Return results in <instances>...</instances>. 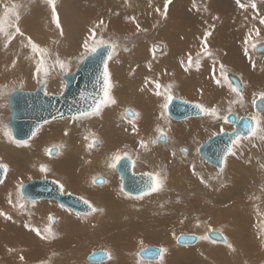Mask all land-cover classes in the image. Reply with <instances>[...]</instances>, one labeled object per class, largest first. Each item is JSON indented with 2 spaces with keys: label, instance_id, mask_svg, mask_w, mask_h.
<instances>
[{
  "label": "rangeland",
  "instance_id": "374dc122",
  "mask_svg": "<svg viewBox=\"0 0 264 264\" xmlns=\"http://www.w3.org/2000/svg\"><path fill=\"white\" fill-rule=\"evenodd\" d=\"M17 1H19L20 3L16 4L15 8H13L14 5H11L12 0L3 2V4L0 6V18H3L4 16L5 7L12 9L13 12H15L16 10L15 13L19 14V12H21V14H24V18L23 16H21L19 20L26 22L29 21V27L27 30L24 22L22 24L24 25L22 27V31L26 32L34 42H37L41 47L48 48L50 51V57L46 58V65L51 64L58 55L61 60L65 62H71L70 71L68 73H75L79 67L77 61L83 51L81 45L88 36V29L93 27L100 20H103L102 15L93 14V18L90 23L86 25L80 24L79 27L75 26L77 24L74 23L69 16L65 17V19L63 20L60 19V22L62 20L61 26L64 33L63 36L60 37L59 30L55 28V25L52 23L51 18L45 15L47 18H45L46 20H43L40 17L44 16L43 14H45V12L51 13L50 7L46 3H43V0H39L40 2H36L38 3L37 6L33 4V0H25L27 2H25L24 0ZM70 1L72 2L73 0ZM111 1L113 3L121 2V0ZM142 1H144L143 4H139ZM207 2L208 1L205 0L204 4H207ZM58 3L59 1H56V5ZM145 3L146 0H132V4L136 7H143ZM230 3V0H215L213 2V7L215 6L216 9L221 8V11L226 6L227 8H224L225 10L223 11H230L229 9H233L235 11L234 15L240 21L239 23L237 20L233 21L234 23H232V25L234 27L229 23L227 26L233 29V33L239 31L242 32L245 31V29L247 30V32L245 31L246 33L243 34L239 33L241 34L240 36L239 34H237V36H239V39L237 40V37L235 36V42L233 41L232 44L227 46L228 48L225 50H223L220 45L216 46L215 43H207L208 50L212 53L211 56H206L202 52L203 44L205 42L202 37L199 36L197 38L196 36L190 35L183 37L180 34L179 39V37L177 36L179 33L177 35L174 33L173 35L172 31L169 30V33L164 34V30L159 27L160 25L156 24L149 26V24L144 23L142 27L139 28V30H137L136 25L128 27L125 24H122V26L124 27L123 31H117L113 27H109V29H106L105 32L102 31V28L98 29V34L103 35L105 40L113 41L118 45L113 59L109 61L110 83L112 87L115 81L113 79L114 77L115 79H118L117 81H119L121 85L126 82L130 85H139L141 81L140 79L146 76L148 79H151L152 89L155 88L153 87V85L155 86L156 83H159L161 85L159 91L164 92L168 88V86L171 85V92L174 98L192 102L194 104L199 103L207 108L216 107L220 116L228 115V109L231 108V113H235L240 117H251L256 113L255 107H253L252 105V100L258 97L260 92L264 91V52L261 54L256 53L251 49L249 45V56L251 57L250 60L249 56H245V54L243 53L244 49L242 48H245L243 42L245 38L242 37H247L249 30L253 28V25H255L256 28L260 29L261 35L258 38L253 34V40L257 42V45H262V43L264 44V25H260L258 20H245V18H242V15H245V13H248V11L246 12L244 9H240L237 5L234 6L233 3L231 4V6ZM223 4L225 5L223 6ZM57 7L59 8V5ZM98 8L100 7H97V9ZM257 9L260 10L258 11V13L262 14L264 12L263 5H260L259 7H257ZM38 11H43V14L38 16L34 15ZM71 12L72 10L68 9V14H71ZM63 13L65 12H61L60 14ZM252 13L253 10L250 7V15ZM14 19V15L9 16V21L12 24L15 23ZM40 19L42 21H40ZM103 21L105 22V20ZM210 22L211 26L215 25L214 20ZM210 22L208 23L210 24ZM245 23H248V25ZM107 24L109 23L107 22ZM239 26H241L242 28ZM5 28L9 33L15 31V27H9L7 23L5 24ZM227 33L230 34V30H228ZM164 36L169 39H173L174 37L176 38L178 47L184 54L183 57H185L183 59V57L181 56V59L183 62H186L185 65L187 66L184 67L183 65H181V60H171V58L169 57V50L168 54L165 57H158L161 56L164 51V46L158 43L160 42V38H166ZM215 36L212 35L211 37H208V39L214 40L215 38H217V36ZM16 37H18V35H16L15 38ZM15 38L12 41H16ZM241 39H243V41ZM12 41L11 43H13ZM53 41L59 42L57 44H54ZM6 42L7 37L4 34L0 33V48L2 51H4L3 54L0 53V121L2 120L0 122V127H2L3 125H7V123L9 122L10 110L7 97L12 92H34L41 86H43L45 92H47L48 94L61 95L64 92V88L66 85V82L63 79V76L65 74L61 73L58 67L54 71H51L48 77H45L43 73L40 74L39 80L46 81V87L43 83H38L37 78L34 77L36 61L38 57H35L34 54L31 53V50H29V52L21 51L17 53H6L10 50L11 46V43H9L8 47L5 48L4 44ZM157 45L160 47L159 51H157L156 49ZM191 48L193 49V52L195 50L194 53L191 52ZM236 48L239 50V52H237ZM153 49H156V51L153 52ZM186 52L188 53L187 55L185 54ZM197 52L199 53V55ZM235 52H237L238 56ZM239 54H242V57ZM188 55H191L192 58V63L190 66L192 67V69L188 65ZM13 60L16 61L15 67L12 66ZM197 60L200 61V70L198 71L196 70ZM205 62H208L207 67L205 66ZM171 63L174 64L172 66H175L174 70H178V66L181 65L182 69L180 70L183 72V77L188 78L191 82L194 80V84L191 85L193 87H189L188 85L190 84L188 83V85H185V83L181 84L182 82H180V79L173 78L175 72L171 71L173 69L170 66H167ZM221 64L224 65L227 75L228 73H232L244 82L245 92L242 88V92H244L242 94V104L230 103L231 101L239 100V97H237L235 93H232L226 84H224L223 86H218L215 83L213 75L219 77ZM253 64L255 65V67H253ZM141 67H143L142 70ZM186 68L189 71L191 70V72H188V70L186 72ZM7 73L13 75L11 76L10 81L6 82V84L4 83V77L5 75L8 76ZM157 73H160V75H158ZM251 73H254L256 76L253 74L251 75ZM21 83L23 85L22 87ZM253 86L259 87L261 90H254ZM132 88L135 89V87ZM139 88L140 87H137L136 90L141 91L142 89ZM178 92L184 94H179ZM187 93L188 95L186 96L185 94ZM195 93L196 98L194 99L193 95ZM199 95L202 98H199ZM159 99V107H154L153 105V107L150 108V103L146 102L143 107H141L139 103L138 107L131 104L126 107L124 106L125 108L123 107L122 109V120H128V117L126 116V110L131 109L133 112L140 115L141 109V112H144L145 114H147V116L149 114L155 116V119L157 121H160V125L164 130L169 129V132L165 131L167 136L169 135L171 136V138L177 136L183 137L184 140H189L191 144L188 145L186 144L187 142H184L185 144L183 143L182 145H180V149H187V155H184V153L179 148L177 150L174 147L168 146L167 143H149L150 146L148 147L151 152L155 150L156 146L160 147L156 155V163L149 170H137V164L138 162H140V154L136 152L137 150H132L129 145L125 144L133 143L138 145V136H135V133L131 132L132 129L130 128V126L127 127V129L130 131L127 136L124 133V130L123 133L118 132L116 127L121 124V126H124L123 122L109 127L108 130L94 128L87 132L85 135L87 137V139H85L86 142H84L85 136L82 138V142L86 144L85 146H88V144L91 143L92 140L97 141L96 145L93 148L88 147L89 149H91L90 151L82 145L81 148H78L80 146L77 143L78 140L72 139L74 149H70L69 147L65 149L67 151H71V153L75 154L77 157L72 166L67 168L65 174H59V172L57 171L58 168H56L54 164L56 159L53 158L57 155L59 158H61L62 152L60 151L59 154L50 155L48 154L47 150L52 149L56 151L55 146L61 144L65 147L66 144L64 145V143H66V141L71 142V140L64 138L66 140H64V142L62 143H60V141H51L49 145H46V147H43L39 151L34 143L29 144L30 140H32V138L35 136L27 141L29 145L27 144V146H17L16 144L10 142L7 138H5L3 132L0 131V163L6 164L8 166L6 177H14L18 181L16 183V189H14L12 194L9 196L12 203L10 204L8 209L12 210V212L15 214H17L18 210H24V214H29L31 216H34L33 212H36V210L41 207L40 204H43L42 206L46 210V214L43 216V219L36 217L39 220L38 225L39 227H41V229L39 230L41 235L38 236L37 234H34L35 231L31 232L32 249L27 247V241L25 240L26 238L23 237L24 234L20 233L19 229H16L15 226L7 228V222L4 218L2 219V223L0 224V245L2 250L8 252V254H5V257L0 258V264H90V262H86L87 256L90 253L98 250H105L111 255V258L108 261L103 262V264H114L115 262H117L118 252H122L121 257L122 259H124V262L126 264H169V260L170 264H253L252 262H250V257L252 255L258 254L261 255L257 260L261 261H257L256 264H264V252L261 253L260 251L251 250L249 238L250 217L260 216L261 218L259 219V221H255L253 223L259 230V237L262 238V245L264 247V140L259 139L258 136L248 139H242L240 144L234 148L236 155L229 156L227 158V162L224 163L222 167L223 172H221V168L210 165L208 162H206L205 160L203 161L198 156L200 155L198 152V148L214 135H217V133L220 134L225 131L232 132L234 130L233 124L229 123L228 121L224 122L223 120H217L203 114L198 118L192 119L191 121H189V119H187L188 121L173 120L168 116L167 112L164 113L163 118H161V105L163 103V97H159ZM120 104L121 100L118 101L116 105L110 104L109 106L104 108L114 109L115 111V109L120 107ZM119 114L121 116V111ZM263 115L264 112L261 113V127H264ZM93 117L83 120H85L84 122H88L89 119H92ZM141 118L142 116H140V119ZM155 119L149 117L147 121L149 122L150 120ZM61 120L62 119L55 121L60 122ZM185 121L189 123H187L186 125L183 124V122ZM198 122H203V127H201L200 129H198L197 126H194ZM51 123L52 121L47 122L42 126H48ZM189 124H193V127H188ZM204 124L207 126L206 128H204ZM149 127H151L149 123L144 124L143 130L147 132V129H149ZM196 130H198L197 134H195L193 137V133ZM98 131L102 133V137H98ZM153 132V136L147 137L150 142L152 140H155L158 136L156 129ZM190 134L193 137L191 139L187 138V135ZM108 135H110L109 137H111L110 139L112 142L121 141V143L124 144L119 148L120 150H117L116 152H114V154H110V158L109 160H107L108 167L109 164L114 162L113 157L117 153H120L122 155L127 154L131 157L132 161H135V172L139 174L159 173L164 178V186L160 191L151 193L150 195H146L138 199V196L125 194L126 192L122 190L121 180L115 169H112L110 167L106 168L103 165H100L99 170L90 172V168L92 167L93 163H95L97 166V162L104 159L101 153L97 154L96 152L98 151L93 150H95V148L96 150H98V148L100 147L99 143L102 144L104 138ZM21 149H24L26 152ZM141 149H143L144 151V148ZM38 152L39 156L37 155ZM64 153L67 152L64 150ZM173 153H175V155H173ZM14 158H19L17 160L18 162ZM21 160L24 161L25 165L21 164ZM50 162H52V164ZM41 165H46L50 171L47 174L40 172ZM193 165H195V174H193ZM206 168L209 173H211V179H209L208 177H203V175L200 174L201 171L206 170ZM110 171L113 175H111ZM106 172H108V174H106ZM77 175H83L86 177V186H88L89 188L96 187L94 188L95 194L101 192L102 190H98V187L101 188L103 187V185L105 186L106 183H93L94 178L101 177L106 182L107 180H109L108 176H114L115 178H117L115 184L116 188L113 192V196H115L117 205L115 207H113L114 205L107 207L102 203H98L92 200L86 194H82L74 190H70V192H67L88 200L89 203L97 209L96 212H91L85 215L75 213L74 211L64 206L61 207V205L55 200H36L33 204L32 201H27L26 199H23L22 201L18 195L17 186L21 182L22 184H25L31 182L32 180L54 179L61 185H63L64 188H66V186L68 184L70 185L72 180H74ZM196 175L197 177H199L198 179L196 178ZM220 176L223 178V180L217 181V178ZM7 178L5 179V181L7 180ZM195 178L197 180H195ZM231 179H233V182H231ZM201 180H203L204 182L202 183ZM196 183H198L199 185H196ZM2 184H0V186ZM192 184L195 185V187H191ZM194 188L196 190L204 191L198 193L194 191ZM230 188L232 189L231 192H229L230 195H224L226 194L225 190L229 191ZM216 190L218 191V193L216 194L217 197L216 195H214ZM222 190L223 195L221 192ZM213 196H215V198ZM110 197L112 196H102L101 199L109 200ZM118 202H120L121 205ZM20 203H23L25 205L23 209L18 207ZM0 204L1 206L3 205V209L6 208L5 203ZM47 204L50 207L46 208ZM124 205L126 206V212L128 214L139 215L141 219L149 218L150 215V217H152L153 219L157 217V219L160 220V223L169 224V221L171 220L173 223L171 222L172 224L167 226L166 229V232L170 237L169 246L157 243L159 241L152 242L153 238L146 239L143 237V240L139 242L135 247L127 248L121 242L130 240L129 238L132 237L136 238L140 234L134 233L133 235V233L128 232V230H123L120 232H110L109 228L100 229L95 227L91 228L90 225L88 226V223H90L91 220L100 222L107 215V212L111 211L110 209H119L120 207L123 208ZM52 206L61 210V212L59 213L61 217L57 214L55 216V214L53 213H49V215H47L49 209L54 210V208L52 209ZM101 209L102 211H100ZM28 210L29 212H25ZM49 216L54 217L56 220V222L51 223V226L53 225V229L51 227V234L45 231V229L49 227ZM227 219L234 221V223L228 222ZM34 220L35 217H33L31 220L35 224ZM57 220H60V222H58ZM71 222L75 223L73 231H70V229H65V231L67 230L66 233L72 232V238L77 239V241L73 243L77 245H75L73 249H70L72 244L69 246H52V244L54 242H57L59 239H66L63 234L61 236V232L56 233V227H58L59 225H66ZM253 223H251V225H254ZM134 228L136 230L133 229V231H140V229L144 230V228L139 223L138 226ZM179 228L182 229L178 230ZM210 228L213 231H222V234L228 240V244H231L229 243V241L238 242L239 249L241 247V252L238 253L236 251H233L232 248H229L223 242H217L213 239H200L196 246L200 244L206 245L208 247L207 251H209L210 253L212 252V255L214 257L212 256V258L210 256V258L206 260V256L199 257L197 255V252H195L194 254L190 253L187 258H183L181 251H190L195 249L196 246H191L188 248L180 247V245L176 242V238L178 237V235L183 233L200 235L201 237H203L206 236V233L209 232L208 230ZM152 231L156 233L157 227L155 226ZM99 234L100 236L97 237V235ZM129 235L132 237H130ZM42 236L47 237V239H42ZM157 237L163 238V236ZM149 246H156L164 250L163 255L160 259L161 262H152L140 259L138 253ZM40 247L42 248V254L40 256H34V254L32 253L33 248L37 250ZM171 251L178 252V256L176 257L175 261L171 259ZM20 254H27L29 255V257L25 261L19 262L17 257H21ZM225 257L230 261L228 260L227 262L225 260Z\"/></svg>",
  "mask_w": 264,
  "mask_h": 264
},
{
  "label": "bare ground",
  "instance_id": "6f19581e",
  "mask_svg": "<svg viewBox=\"0 0 264 264\" xmlns=\"http://www.w3.org/2000/svg\"><path fill=\"white\" fill-rule=\"evenodd\" d=\"M8 1H10V0H0V6L3 4V2H8ZM16 1L17 0H12L11 5L13 6V5H16V4L20 3L19 1H17V2ZM38 1L39 0H33V4H35L37 6L38 3H36V2H38ZM56 1H59V3L56 6L59 5V8L57 7V11L59 10L58 13H59L60 19L63 20V19H65V17L69 16V17H71L72 21L77 24V25H75L76 27H79L80 24L86 25V24L90 23L92 21L93 14H97V15H102L103 20H105L104 23L107 26L106 29H109V27L110 28L113 27L117 31H119V30L123 31L124 27L122 26V24H125L128 27H132L134 25L139 24V26L142 27V25L144 23L149 24V26L155 25V24L156 25H160L159 27L162 30H164V32H165L164 34L169 33V30L172 31L173 35H174V33L176 35L179 33L177 35L179 37V39H180V34L183 37H186L187 35H190V36H196L197 38L199 36L203 38L205 31H211L212 34L209 37H211L212 35L213 36L216 35L217 38H215L214 40L213 39H207V43H212V44L215 43L216 46L220 45L223 48V50L227 49L228 48L227 46L231 45L236 37H237V40L239 39L238 37L241 35L239 33L243 34V33L247 32V30L245 29L246 32L245 31H242V32L239 31V32L233 33L234 32V31H232L233 29L227 26L228 23L230 25H232V23H234L233 21L237 20L238 23H239L240 20H238L237 17L234 15L235 11L233 9H229L230 11H223V10H225L224 8H227V6L224 7L222 11H221V8H217L216 9L215 6L213 7V2L215 0H207L208 1L207 4H204L205 0H195V7H193V0H172V3L169 5V8H168V12H167L166 18L164 16H162L159 12L155 11V9L159 8L160 11L163 12L164 0H146V3H145V5L143 7L142 6H139V7L134 6L132 4V0H121L120 3H118V2L113 3L111 0H73L72 2L70 0L69 1L68 0L67 1L66 0H56ZM230 1H231L230 5L232 3H233L234 6L237 5V4H234V3H236L235 0H230ZM25 2H27V1H25ZM143 2L144 1H142L139 4H143ZM248 2H249V0H241V3H246L247 4ZM255 2L257 4V7H259L260 5L261 6L263 5V8H264V0H255ZM43 3H45V0H43ZM148 5H151V6H148ZM224 5L225 4H223V6ZM228 5H229V3H228ZM97 7H100V8L97 9ZM216 7H218V6H216ZM41 9H39V10H41ZM68 9L72 10L71 14H68ZM43 11L42 12L38 11L34 15H37V16L38 15H42ZM247 11H248V13H245V15H242V18H245V20L246 19L247 20H253V16L256 15L255 13L260 11V10L256 9V12L253 11V13L251 15H250V7L246 10V12ZM15 12H16V10H15ZM61 12H65V13L60 14ZM23 15L24 14H21V12H19V16L20 17L23 16ZM43 15L44 16L47 15L48 17L51 18V13L45 12V14H43ZM44 16H40V17H41V19L46 20L45 18H47V17L46 16L44 17ZM260 16H264V12L262 14L259 13L257 18L255 20H253V21H257V20L259 21ZM131 17H135V23H133L132 20L129 19ZM23 18H24V16H23ZM242 18H241V20H242ZM41 19H40V21H42ZM62 20H61V22H62ZM212 20L215 21V25L211 26V22L210 21H212ZM14 22L15 23H13V24L15 25L16 24V20ZM24 22H25V25H26L27 30H28L29 21L26 22V21H20L19 20L18 21V26L21 29V31H22V27L24 26V25H22ZM107 22L110 25L107 24ZM208 22H210V24ZM242 22H241V25H242ZM245 24L248 25V23H245ZM239 27H241V26H239ZM106 29L102 28V31L105 32ZM154 29H155V27H154ZM227 29L230 30V34L227 33V31H228ZM22 32L25 34V37H29V35L26 32H24V31H22ZM262 32H263V30H262ZM161 34H162V32H161ZM237 34H239V36H237ZM164 37H166V36H164ZM242 38H246V37L243 36ZM15 39H16V41L14 40V41H12L13 43H11L10 50H9L10 52H13L12 50L15 47H18L20 49H29V50H31L30 46L29 47H25V45L27 44V40L24 39V37H21V36L18 35V37H16ZM241 40L243 41V39H241ZM159 41L160 42H158V43H160V44H162L164 46V51H163V54L161 56H158V57H165L168 54V50H169V57L171 58V60H175V61L176 60H181L182 61L181 58L184 56V54L182 53V51L178 47V44H177V41H176L175 37L173 39H169L167 37L165 39L160 38ZM243 42H242V44H243ZM257 46L258 47L264 46V44L262 43V45H257ZM158 47L159 46L157 45V47H156L157 51L160 50V47L159 48ZM242 49H244V47ZM14 52H15V50H14ZM191 52L194 53L195 50L193 52V49L191 48ZM237 52H239L238 49H237ZM237 52H235V53L237 54ZM255 52L256 53H260V54L263 53V52H257V51H255ZM185 54L187 55L188 53L186 52ZM233 54H234V52H233ZM237 56H238V54H237ZM184 58L185 57H183V59ZM185 63L186 62H183L181 65H183L184 67L187 66V65H185ZM205 63H206L205 66L207 67L208 66V64H207L208 62H205ZM172 65H174V64L171 63V64H168L167 66H170L173 69L171 71L175 72V73L173 72L174 73L173 78L180 79V82H182L181 84H183V83H185V85L190 84L188 86L189 87H193L191 85L194 84V82H193L194 80L191 82L188 78L183 77V72L180 70V69H182L181 65L180 66L177 65L178 66V70H174L175 66H172ZM142 68L143 67H141V70H142ZM190 68L192 69V67H190ZM196 70L198 71L200 69L197 68ZM188 72H191V70L190 71L188 70ZM256 72H257V70H256ZM5 74H3V75H5ZM68 74H70V73H67L66 75H68ZM71 74H74V73H71ZM157 74L160 75V73H157ZM192 74H195V73H192ZM252 74L255 75L254 73H251V75ZM9 75L10 74H8V76L5 75V77L7 76L6 78L3 76L4 79H5L4 83L9 82L10 79H11V76L13 74L10 75V76ZM66 75L63 76V79L66 82L65 87L67 86V81L65 79ZM198 75H199V73H198ZM145 77L142 78V76H141L142 79H140L141 81H140L139 85L138 84L130 85L127 82L121 85L119 83V81H117L118 79H115V77L113 78L115 81H114L113 87H111V90H110L111 94L110 95H111V97L113 99H115L116 103L121 100L120 107L115 109V111H114V109L103 108L104 110L102 109L101 114L99 116H96V117H93L92 119H89L88 122H84L85 120H78V121L73 122L70 119L71 116H68V115L64 116V117H60V118H54L52 120L47 121V122L52 121V123L50 125L42 126V125L46 124L47 122L42 124L40 126L41 128L39 127L40 129L38 128L36 130V132L37 131L38 132L35 135V137H33V135H32L30 138L25 139V140H21V141H28V140H30L33 137L32 140H30L29 144L34 143L36 145V148L40 151L43 147H46V145H49L51 141H53V142L60 141V143H62L66 139L71 140V142L66 141V143H64V145L66 144L65 147L62 146V147L59 148V152L60 151L62 152V157L61 158H59L58 155L53 157L54 159H56L54 164H55V167L58 168L57 171L59 172V174L60 173L61 174H65V171L67 170V168L72 166V164L74 163V161L76 160V157H77L75 154L71 153V151H67L65 149V148H68V147L70 149L71 148L74 149V144L72 143V139L73 140L74 139L78 140L77 143L80 145V146L78 145L79 146L78 148H81V145H82V146L86 147L90 151L91 149H89L88 146H85L86 144H84V142H86L85 138H84V142H82V138L86 135L87 132H89L90 130H92L94 128H100V129H107L108 130L109 127H112V126L116 125L117 123L120 124V122H123L124 126H121L122 125L121 124V125L116 127L118 132H122L123 133V130H124V133L126 134V136L130 133V131L127 129V127H129V126L131 128V125L129 124L128 120L127 119H125V121L122 120V109H123L124 106L126 107V106L131 104V105H135L136 107H138V103H139L140 106L143 107L145 102H146V103H150V105H151L150 108H152L153 105H154V107H156V106H158L160 104L159 97L155 96V94H154L155 91H156V88L152 89L151 79L150 78L148 79L147 77L146 78ZM228 77L231 80H233V78L238 79V81L240 83V88L241 89L243 88V91L245 92L244 82L240 78H238L236 75H234L232 73H228ZM210 82H212V81H210ZM132 87H135V89L132 88ZM137 87H140L143 90L138 91V90H136ZM153 87H155V86L153 85ZM253 88H254V90H257V91L261 90L259 87H256V86L255 87L253 86ZM64 90H65V88H64ZM23 92H27V91H23ZM244 92H242V94ZM13 93L14 92L9 94L8 97H7L8 104H9V110H10V119H9V122L7 121L8 123L6 122L7 125L11 128L12 133H13V128L9 124L11 122V114H12L10 98H11V95ZM178 93L180 94L181 92H178ZM181 94H184V93H181ZM48 95H51V94H48ZM185 95L187 96L188 93L185 94ZM204 95H206V94H204ZM55 96H60V95H55ZM193 98L194 99L196 98V93L193 95ZM199 98H202V97H200V95H199ZM116 103H115V105H116ZM190 103H192V102H190ZM250 107H252V106H250ZM245 110H247V109H245ZM255 110H256V112L259 111L260 113L264 112V108H262V109L255 108ZM120 111H121V116L119 114ZM167 114H168V112H167ZM201 115L202 114L197 115V116H192V117H189V118H186V119H182V120H176V119H173V118H171V119L176 120V121H183V120L189 119V121H191L192 119L198 118ZM235 115L238 117V119L241 118L239 115H237V114H235ZM140 116H142L141 119H140ZM148 116L144 112H141V109H140V115H139L138 119L135 121L136 125H137V128H138V131L135 133V136H138V138H137L138 139V145L133 144V143L125 144V145H129L132 148V150H135V151L137 150L136 152L140 154L139 155L140 162H138V164H137V170H140V171L141 170H145V169L149 170L151 167L154 166V164L156 163V155L158 153V149L160 148V147L156 146L155 150L153 152H151L149 150V147L144 148V151H143V149H141L139 147V142L141 140L145 141L148 144V146H150L149 143H151V142H150L149 139H147V137L148 136H153V133H155L153 131L155 129H157V127L162 128L161 125H160L161 124L160 121H157L155 119V116L150 115L149 117L150 118L152 117L155 120H150L149 122L147 121L148 118H149ZM263 117H264V115H263ZM59 119H62V120L60 122L59 121H55V120H59ZM187 121L183 122V124L186 125L187 123H189ZM147 123H149L151 127H149V129H147V132H146L145 130H143V127H144V124H147ZM202 124H203V122H198L194 126H197V128L200 129L201 127H203ZM188 127H193V124H189ZM206 127L207 126L205 125L204 128H206ZM233 127H234V130H235L234 124H233ZM164 131L169 132V129L164 130ZM197 131L198 130H196L193 133V137H194L195 134H197ZM65 132H67V135H65ZM110 135H108L107 137L104 138V141H103L102 144L99 143L100 147L98 148V150H96V148H95V150H93V151H98V152H96L97 154L101 153V155H102V157L104 159L102 161L99 160L97 162V166H96L95 163H93L92 167L90 168V172L99 170V166L100 165H103L104 167L109 168L107 160H109L110 154H112V153L114 154V152H116L117 150H120L119 148L122 147V145H124V144L121 143V141L112 142L111 139H110L111 137H109ZM13 136H14V133H13ZM102 136H103L102 133L99 132L98 137H102ZM126 136H124V137H126ZM193 137L191 136V134L187 135V138L191 139ZM64 138H66V139H64ZM42 140H43V142H42ZM184 142H187L186 144H188V145L191 144V142L189 140L186 141V140H184L183 137H178V136L174 137V138L173 137L171 138V136H169L166 143H167L168 146L174 147V148H176L178 150V148L180 149V145H182ZM58 145H61V144H58ZM21 150H24V149H21ZM64 150L67 153H64ZM178 152H180V151H178ZM198 152H199V150H198ZM54 154H55V151L53 150V154H51V155H54ZM141 154H143V155H141ZM37 155L39 156V152H38ZM188 156H190V155H188ZM198 156L203 161L205 160L202 157L201 154L198 155ZM57 158H59V159H57ZM14 159L17 161L19 158L18 159L14 158ZM20 162H21V164L25 165L24 161L21 160ZM50 163L52 164V162H50ZM223 164L224 163H222L221 167H217V168H222ZM210 165H212V164H210ZM212 166H214V165H212ZM231 169H230V171H231ZM115 170H116V168H115ZM133 171H134V166H133ZM103 172H105V171H103ZM110 173H111V175H113L111 171H110ZM134 173H137V172L134 171ZM106 174H108V172H106ZM137 174H139V173H137ZM200 174H202L203 177H208L209 179H211V177H210L211 173H209L207 168H206V170H202ZM108 177H109V180H107L106 184L104 183L105 186L103 185V187H101V188L98 187V190H102V191L98 192L97 194H95V189L94 188H96V187L92 186L93 188H89L88 186H86V177L83 176V175H77L75 177V179L72 180L71 184L70 185L68 184L66 186V188H64V193L70 192V190H74V191H77L79 193L86 194L92 200H94V201H96L98 203H102V204L106 205L107 207L113 206V205H114L113 207H115L117 205V202L115 201V196H113V192L115 191V188H116L115 184H116L117 178H115L114 176L113 177L108 176ZM6 178L7 177H6V174H5L4 177H3V181H5ZM196 178L198 179L199 177H197V175H196ZM196 178H195V180H197ZM120 180H121V178H120ZM220 180H223V178L221 176L217 178V181H220ZM17 182L18 181L16 180V178H14V177H10L9 178L8 177L7 180L0 186V203H2V204L5 203L6 204V208L5 209H3V205L1 206V204H0V212H3V213H5V215L7 217H10V219H5L4 216H0V224L2 223V219L4 218L5 221L7 222L6 223V227L7 228L15 226L16 229H19V232L23 233L24 234L23 237L26 238L25 240L27 241V244H26L27 247L32 249V243H31L32 242V236H31L32 230L31 229H38V230L41 229V227H39V225H38V221L39 220L36 217H39V218L43 219V216L46 214V210L43 208V206H42L43 204H40L41 207L39 209H37L36 212L35 211L33 212L34 216H31L29 214H24V212H23L24 210H22V211L18 210L17 214L13 213L12 210H9L8 209L9 206H10V203L8 202L9 199H10L9 196L12 194L14 189H16V183ZM231 182H233V179H231ZM28 183H30V182H28ZM234 183H235V180H234ZM196 185H199V184L196 183ZM121 187H122V180H121ZM191 187H195V185L192 184ZM231 190H232L231 188H230L229 191L225 190L226 194H224V195H228L229 196L230 195L229 192H231ZM194 191L199 193V192H202L204 190L201 191V190H196L194 188ZM221 192H222V195H223V190ZM217 193H218V191L216 190L214 195H216ZM102 196H108V197L112 196V197H110L109 200H105V199H101ZM213 197L215 198V196H213ZM216 197H217V195H216ZM27 201H31V200H27ZM118 203L121 205L120 202H118ZM27 204H28V202H27ZM48 207H50V206H48V204H47L46 208H48ZM53 208H54V210L49 209L47 215H49V213H53V214H55V216L57 214L58 216L61 217V215L59 214L61 212V210L52 206V209ZM110 210L111 211H108V209H107V211H108L107 215L104 217V219L102 221L99 222V221L91 220V222L88 223V226L90 225L91 228L95 227V228H100V229L109 228L110 232L111 231L120 232V231H123V230H128V232L133 233V235H134V233L140 234L136 238H134V237L129 235L130 237H132V238H129L131 241L127 240V241L121 242L127 248L135 247L139 242H141L143 240V237L146 238V239H149V238L152 239L153 238L152 242L159 241L157 243L164 244L165 246H169L170 237L168 236V233L166 232V229H167V226H169L170 224L173 223L171 220L169 221V224L160 223L159 222L160 220L157 219V217H155L153 219L152 217H150V215H149V218L141 219L139 217V215L128 214L126 212V206L125 205H124L123 208L120 207L119 209H110ZM25 212H29V210L25 211ZM54 212H58V213H54ZM134 216H136V217H134ZM33 217H35V220H34L35 224L31 221ZM260 218H261L260 216H257V217L256 216L255 217L251 216L250 217V237L249 238H250L251 250L260 251L262 253V252H264V247L262 245V238L259 237V230L257 229L256 225L253 223L255 221H259ZM227 221L230 222V223H234V221H232L230 219H227ZM54 222H56L55 218H54ZM54 222H52V223H54ZM58 222H60V220ZM138 223L144 228V230L140 229V231H133V229H135L134 227L138 226ZM251 223H253L254 225H251ZM161 224H163V225H161ZM26 225H27V227H26ZM154 225L157 227L156 233H154L152 231V229L155 227ZM74 226H75V223L71 222V223L66 224V225H59L58 227H60V228L56 227L57 228L56 229L57 230L56 233L57 232H61V236L63 234L66 237V239H63V240L59 239L57 242H54L52 244V246H54V247L62 246V245H68L69 246V245L72 244L70 249H73L74 246L77 245V244H74L73 242L77 241V239L72 238L71 234H67L66 233L67 230L65 231V229H71V228H74ZM51 227L53 229V225ZM170 229H172V228H170ZM181 229L182 228H179L178 230H181ZM212 232H218V233H220L223 236V238H225V236L222 234V231L221 232L220 231H212ZM212 232H207L206 235L210 236V234ZM34 234H36V232ZM157 234H159V235H157ZM180 235H183V233L180 234ZM180 235H178V236H180ZM184 235H189V236L192 235L193 236L194 234H184ZM35 236H37V235H35ZM64 236H63V238H64ZM98 236H100V234L97 235V237ZM157 236H163V238H158ZM194 236H196L197 238L201 237L200 235H194ZM199 241H200V239H198L195 243L190 244V245H180V244L179 245H180V247H187L188 248V247H191V246L192 247L196 246ZM67 242H70V243H67ZM223 243H224V241H223ZM229 243H231L233 251H236L238 253L241 252V247L239 249L238 242L229 241ZM149 247H156V246H149ZM41 250H42L41 247L39 249H37V250L33 248L32 253L34 254V256H40L42 254ZM207 250H208V247L206 245L200 244V245L196 246V248L193 249V250L181 251V252H182V257L183 258L184 257L187 258V256H189L190 253L194 254L195 252H197V255L199 257H205L206 256V260H207L208 258H210V256L211 257L213 256L212 252L210 253ZM12 253H13V251H12ZM5 254H8V252L2 250L1 245H0V258L1 257H5ZM27 254H22V255L20 254L21 256L24 257V259L21 260L20 257H17L18 261L19 262L25 261L29 257V255H27ZM117 254H118V261L115 262L114 264H126L124 262V259H122V257H121L122 252H118ZM260 255L261 254L252 255L250 257V262H252L253 264H256L257 261H261V260H257L260 257ZM170 256H171V259L173 261H175L176 257L178 256V252H175V251L172 252L171 251L170 252ZM170 256H169V258H170ZM161 257H162V255H161ZM161 257H160V259H161ZM110 258H111V255H110ZM160 259H158L156 261L161 262ZM142 260H144V259H142ZM225 260L228 262L229 259L225 257ZM145 261H152V260H145ZM86 262H88V260ZM152 262H155V261L153 260ZM168 263L170 264V260H169Z\"/></svg>",
  "mask_w": 264,
  "mask_h": 264
},
{
  "label": "snow or ice",
  "instance_id": "6c2138e0",
  "mask_svg": "<svg viewBox=\"0 0 264 264\" xmlns=\"http://www.w3.org/2000/svg\"><path fill=\"white\" fill-rule=\"evenodd\" d=\"M235 2L240 9H244L246 11L249 7H251V9L254 12H256L257 4H256L255 0H249V3H247V4L241 3V0H235ZM45 3L50 7V9H51V21L55 25V28L59 30V36L62 37L64 33H63V28H62L61 22H60V16H59V13L57 11L56 0H45ZM171 3H172V0H164L163 12H161L159 8L155 9V11L159 12L162 16H164L166 18L168 8H169V5ZM193 7H195V0H193ZM13 8H15V5L13 6ZM10 15L15 16V20H16L15 25H13L9 21ZM258 15H259V13L256 12V15L253 16V20H255ZM19 19H20V16L18 13H15V12H13L12 9L5 7L4 16H3V18H0V33L4 34L7 37V42L4 44V47L7 48L8 44L11 43V41L15 38L16 35L24 37V39L27 40V44L25 45V47L30 46L31 53L34 54L35 57H38V59L36 61L34 77L37 78L38 83H43L44 86L46 87V81L39 80L40 74L43 73V75L45 77H48L50 75V72L54 71L58 67L59 70L61 71V73L66 75L70 71L71 62L70 61L65 62V61L61 60L59 58V56L57 55L51 64L46 65V58L50 57L49 49L46 47H41L37 42H34L30 36L25 37V34L21 31V29L18 26ZM129 19H131L132 22L135 23V17H131ZM6 23L8 24L9 27H15V31L12 33L7 32V30L5 28ZM259 24L264 25V16H260ZM136 26H137V30H139V28H140L139 24H137ZM106 27L107 26L105 25L104 21L100 20L97 24H95L93 27L88 29V36L82 42L81 48L83 51H82L77 63L83 64L84 61L89 59L90 57L96 58L98 66H100L102 68V70L100 71V73L97 77V83H102V88H101V94L92 97L91 103L89 104V106L86 109L79 111L70 117V119L73 122L78 121V120L88 119V118H91L93 116H99L104 107H107L110 104L116 103L115 99H113L110 96V89H111L112 85L110 83L109 61H111L113 59V56L116 53L118 45L113 41L105 40L103 35L98 34V31H97L98 29H101V28L106 29ZM211 34H212L211 31H205L204 37H203L205 42L203 44L202 52L206 56L212 55V53L208 50V44H207V39ZM253 34L255 35V37H258V38L261 35L260 29L256 28L255 25H253V28L249 30L248 35L244 40V45H245L244 54H245V56H249V47H248L249 45H250L251 49L254 51L264 52V48H258L257 42H255L253 40ZM58 42L59 41H53L54 44H57ZM101 49H103L104 51H101ZM125 50H127V49H125ZM155 51H156V49H153V52H155ZM198 55H199V53H198ZM249 59L251 60L250 56H249ZM191 63H192V58H191V55H189V57H188L189 67L191 66ZM196 64H197V68H199L200 61L197 60ZM15 65H16V61L13 60L12 66L15 67ZM253 67H255L254 64H253ZM187 70L188 69L186 68L185 71H187ZM213 79L218 86H223L224 84H226L227 87L230 89V91L232 93H235V95L237 97H239V100H234V101H231L230 103H241V104L243 103L242 89L240 88V86L236 82L229 79L223 64L220 65L219 77L213 75ZM22 86L23 85L21 83V87ZM155 88L157 89L154 93L155 96L163 97V103L161 105V107H162L161 118H163L164 113L168 112L169 106L173 103L174 96L172 95V92H171V85H169L168 88L164 92L159 91V89L161 88V85L159 83L155 84ZM184 103H188V102L184 101ZM252 105L255 108H264V91L260 92L258 97L254 98L252 100ZM195 108L198 109L199 113H201L205 116H210V117H213L217 120H223L224 122H227L229 119V116L232 114L231 108L228 109V115H226V116H220L218 109L216 107L207 108V107H204L202 104L197 103L195 105ZM126 116L128 117V122L131 125L132 132L136 133L138 131V128H137L135 121L138 119L139 114L135 113L131 109H129V110H126ZM241 119H244V129H245L246 134L245 133H236V132L232 133V138L230 140V143L224 149L223 155L221 157V160L223 163L227 162V158L229 156H235L236 155L234 148L240 144L242 139H248L251 137H257L258 136L259 139L264 140V127H261L262 118H261V113L259 111L256 112L255 114H253L251 117L241 118ZM0 131L3 132V135L5 138H7L10 142L16 144L17 146H27V144H28L27 141L17 140L13 136L12 130L10 127H8V125H3L2 127H0ZM156 132L158 133V136L156 137L155 140H152L151 143L152 144H156L158 142H165L166 143L168 140V136H167L166 132L164 131V129L157 127ZM217 134H219V133H217ZM32 135L35 136L36 132L34 131L32 133ZM65 135H67V132H65ZM85 139H87V137H85ZM96 143H97L96 140H92V142L88 144V147L92 148L96 145ZM60 147H62V145L55 146V149H56L55 154H59L58 150ZM139 147L140 148H147L148 144L145 141L141 140L139 142ZM181 151L184 153V155H187V149H181ZM47 152L50 155L53 154L52 149L47 150ZM173 155H175V153H173ZM113 161L114 162L109 164V167L112 169H115L117 167V165L120 164L121 161L125 162L123 167H127V164L130 161L133 164L135 163V161H132L131 157L128 156L127 154L122 155L120 153H117L113 157ZM192 167H193V174H195V165H193ZM7 171H8V166L6 164L0 163V173L6 174ZM49 171L50 170L46 165L40 166V172L47 174ZM220 171L223 172V168H221ZM3 182H4L3 179H0V184H2ZM201 182L203 183L204 181L201 180ZM54 183L58 184L57 181H54ZM93 183H106V181H103L100 178H94ZM163 186H164V178L159 173H156V174L148 173L147 179H146V186H145L144 190L142 191V193L140 194V196H138L137 198L139 199V198H142L143 196L150 195L151 193L158 192L163 188ZM22 189H23V184L21 182L17 186L18 195H19L21 200L25 199ZM59 191L61 194H65L63 185H59ZM125 194L128 195V193H125ZM8 202L11 204L12 203L11 199H9ZM32 203L34 204L35 201H32ZM82 203L87 205V207L91 210V212L97 211V209L94 208L89 203L88 200L82 199ZM18 207L23 209L25 207V205L23 203H20L18 205ZM61 207H63V205H61ZM100 211H102V209ZM87 214L88 213H85V215H87ZM0 216H4L5 219H10V217H7L5 215V213H3V212H0ZM48 219H49L50 223H49V227H47L45 229V231L48 232L49 234H51V232H52L51 223L54 222V218L49 216ZM26 227H27V225H26ZM31 230L35 231L38 236L41 235V233L38 229H31ZM212 231L213 230L210 228L209 232H212ZM41 238L47 239V237H43V236ZM221 238H223V237H221ZM198 239L209 240V239H211V237L206 235L203 237H199ZM223 241L229 248H232V245L228 244V241L226 238H223ZM145 251H148V250H145ZM163 252H164V250L161 249L159 254L163 255ZM107 255H108L107 253L104 254V256H107ZM20 259L23 260L24 257L21 256ZM96 264H103V257H101L99 260H97Z\"/></svg>",
  "mask_w": 264,
  "mask_h": 264
},
{
  "label": "water",
  "instance_id": "95a60500",
  "mask_svg": "<svg viewBox=\"0 0 264 264\" xmlns=\"http://www.w3.org/2000/svg\"><path fill=\"white\" fill-rule=\"evenodd\" d=\"M258 48H264L260 46ZM101 51H104L101 49ZM102 68L98 66L97 60L90 57L83 64H79L74 74L65 76L67 86L60 96L48 95L44 87L41 86L34 92L16 91L11 95V122L14 137L17 140H25L32 136V133L45 122L54 118L72 116L73 114L86 109L91 103V98L101 94L102 83H97V77ZM239 86L238 79L233 78ZM194 103H184V100L174 98L173 103L169 106L168 115L176 120L186 119L192 116L200 115ZM262 109V108H258ZM247 118V117H241ZM232 113L228 122L234 124L236 133H245L244 119ZM233 132H222L214 135L207 142L199 147V153L210 164L221 167L224 149L230 143ZM246 134V133H245ZM124 161L117 165L116 171L122 180V190L129 195L140 196L146 186L147 174H137L133 171L134 164L130 161L127 167H123ZM5 174L0 173V179ZM103 181V178L99 177ZM53 179L33 180L23 185V194L26 200H55L60 205L74 211L75 213H91L87 205L82 203V197L59 191V182L54 183ZM104 184V183H96ZM82 198V199H81ZM219 234V235H218ZM210 237L218 242H223V237L218 232H212ZM198 240L196 236L180 235L176 242L180 245H190ZM148 250V251H145ZM161 248L147 247L139 252V257L144 260L160 259ZM107 253V256L104 254ZM103 257V262L110 259V254L105 250L92 252L87 260L90 263H96Z\"/></svg>",
  "mask_w": 264,
  "mask_h": 264
},
{
  "label": "crops",
  "instance_id": "0c3cea01",
  "mask_svg": "<svg viewBox=\"0 0 264 264\" xmlns=\"http://www.w3.org/2000/svg\"><path fill=\"white\" fill-rule=\"evenodd\" d=\"M0 50H1V48H0ZM8 50H9V49H8ZM14 50H15V53H17V52H21L22 50H23V51H27V52H29V49H20V48H18V47H15V48L12 50V51H13L12 53H14ZM3 52H4V51H2V50L0 51L1 54H3ZM8 52H10V51H8ZM8 52H6V53H8ZM159 105H160V104H159ZM159 105H158V107H159ZM71 230L73 231V228H71L70 231H71ZM74 232H75V231H74ZM71 233H72V232L67 233V234H71Z\"/></svg>",
  "mask_w": 264,
  "mask_h": 264
}]
</instances>
